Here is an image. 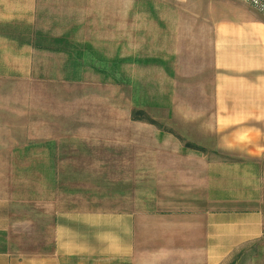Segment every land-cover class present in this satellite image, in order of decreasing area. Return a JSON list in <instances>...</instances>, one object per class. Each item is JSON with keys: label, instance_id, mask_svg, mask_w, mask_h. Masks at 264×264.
<instances>
[{"label": "rangeland", "instance_id": "rangeland-1", "mask_svg": "<svg viewBox=\"0 0 264 264\" xmlns=\"http://www.w3.org/2000/svg\"><path fill=\"white\" fill-rule=\"evenodd\" d=\"M30 1L34 27L14 26L31 36L0 41V197L21 217L15 242L49 251L67 199L133 210L136 155L142 209L169 196L197 204L203 164L219 158L212 41L184 38L166 9L173 0ZM136 110L162 128L133 121ZM186 143L206 152H182ZM166 165L189 174H166ZM224 264H264V238Z\"/></svg>", "mask_w": 264, "mask_h": 264}, {"label": "crops", "instance_id": "crops-1", "mask_svg": "<svg viewBox=\"0 0 264 264\" xmlns=\"http://www.w3.org/2000/svg\"><path fill=\"white\" fill-rule=\"evenodd\" d=\"M38 8L30 0H0V41L29 38L14 25L31 31ZM166 9L185 39L212 41L219 158L203 164L197 204L169 196L150 212L142 209V157L136 155L133 210L78 208L77 198L67 199L73 206L53 216L49 251L15 242L21 217L15 219L12 199L0 197V264H224L264 238V16L246 0H173ZM174 169L189 174L182 165L165 166L166 174Z\"/></svg>", "mask_w": 264, "mask_h": 264}, {"label": "trees", "instance_id": "trees-1", "mask_svg": "<svg viewBox=\"0 0 264 264\" xmlns=\"http://www.w3.org/2000/svg\"><path fill=\"white\" fill-rule=\"evenodd\" d=\"M132 120L133 121H138V122H145L147 124L156 126L158 128H162V125H160V123H158L157 121H155L152 117H150L148 114H146L144 111L142 110H136L132 113ZM185 146L191 150L200 152V153H205L206 150L195 145L192 143H186Z\"/></svg>", "mask_w": 264, "mask_h": 264}, {"label": "built area", "instance_id": "built-area-1", "mask_svg": "<svg viewBox=\"0 0 264 264\" xmlns=\"http://www.w3.org/2000/svg\"><path fill=\"white\" fill-rule=\"evenodd\" d=\"M246 2L258 13L264 16V0H246Z\"/></svg>", "mask_w": 264, "mask_h": 264}]
</instances>
